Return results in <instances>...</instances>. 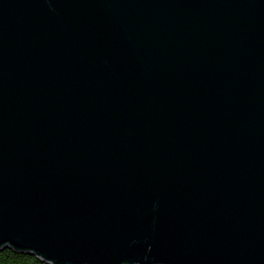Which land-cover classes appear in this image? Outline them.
<instances>
[{
  "label": "water",
  "instance_id": "95a60500",
  "mask_svg": "<svg viewBox=\"0 0 264 264\" xmlns=\"http://www.w3.org/2000/svg\"><path fill=\"white\" fill-rule=\"evenodd\" d=\"M2 246L264 264V0H0Z\"/></svg>",
  "mask_w": 264,
  "mask_h": 264
},
{
  "label": "trees",
  "instance_id": "16d2710c",
  "mask_svg": "<svg viewBox=\"0 0 264 264\" xmlns=\"http://www.w3.org/2000/svg\"><path fill=\"white\" fill-rule=\"evenodd\" d=\"M0 264H45L32 255L18 253L13 250L0 252Z\"/></svg>",
  "mask_w": 264,
  "mask_h": 264
},
{
  "label": "rangeland",
  "instance_id": "374dc122",
  "mask_svg": "<svg viewBox=\"0 0 264 264\" xmlns=\"http://www.w3.org/2000/svg\"><path fill=\"white\" fill-rule=\"evenodd\" d=\"M5 247L6 246H2V247H0V252H2V251H5V250H7V249H5ZM9 250H12V249H9ZM13 251H15V252H18V253H25V254H28V255H32V256H34L33 254H31L30 252H21L20 250L18 251V249L17 250H13ZM34 257H36V256H34ZM37 258V257H36ZM38 260H40L41 262H43L41 259H39V258H37ZM43 263H45V264H49V263H46V262H43Z\"/></svg>",
  "mask_w": 264,
  "mask_h": 264
},
{
  "label": "bare ground",
  "instance_id": "6f19581e",
  "mask_svg": "<svg viewBox=\"0 0 264 264\" xmlns=\"http://www.w3.org/2000/svg\"><path fill=\"white\" fill-rule=\"evenodd\" d=\"M38 258V257H37ZM40 258V257H39ZM49 264H52L51 262H49Z\"/></svg>",
  "mask_w": 264,
  "mask_h": 264
}]
</instances>
